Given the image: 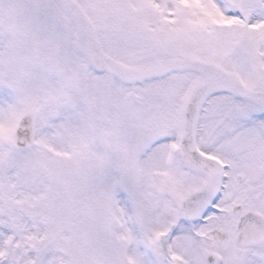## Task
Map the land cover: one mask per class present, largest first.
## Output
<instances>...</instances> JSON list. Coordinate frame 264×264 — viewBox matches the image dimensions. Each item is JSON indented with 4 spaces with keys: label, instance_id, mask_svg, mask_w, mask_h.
Segmentation results:
<instances>
[{
    "label": "snow or ice",
    "instance_id": "6c2138e0",
    "mask_svg": "<svg viewBox=\"0 0 264 264\" xmlns=\"http://www.w3.org/2000/svg\"><path fill=\"white\" fill-rule=\"evenodd\" d=\"M0 264H264V0H0Z\"/></svg>",
    "mask_w": 264,
    "mask_h": 264
}]
</instances>
